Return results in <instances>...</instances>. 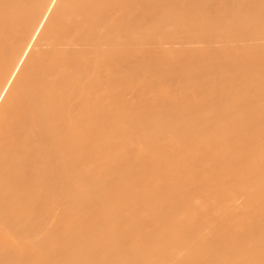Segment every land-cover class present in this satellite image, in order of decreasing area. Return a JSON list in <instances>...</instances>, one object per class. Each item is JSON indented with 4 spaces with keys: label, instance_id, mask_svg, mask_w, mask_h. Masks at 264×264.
<instances>
[{
    "label": "bare ground",
    "instance_id": "1",
    "mask_svg": "<svg viewBox=\"0 0 264 264\" xmlns=\"http://www.w3.org/2000/svg\"><path fill=\"white\" fill-rule=\"evenodd\" d=\"M0 264H264V0H0Z\"/></svg>",
    "mask_w": 264,
    "mask_h": 264
},
{
    "label": "rangeland",
    "instance_id": "2",
    "mask_svg": "<svg viewBox=\"0 0 264 264\" xmlns=\"http://www.w3.org/2000/svg\"><path fill=\"white\" fill-rule=\"evenodd\" d=\"M254 19H255V18H254ZM252 20H253V19H252ZM238 77H239V76H238ZM249 77H250V76H249ZM249 77H248V78H249ZM259 77H262V74H260Z\"/></svg>",
    "mask_w": 264,
    "mask_h": 264
}]
</instances>
